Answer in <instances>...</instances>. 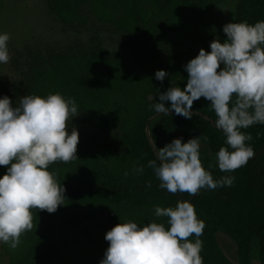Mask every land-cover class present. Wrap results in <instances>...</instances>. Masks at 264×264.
<instances>
[{
	"label": "trees",
	"instance_id": "obj_1",
	"mask_svg": "<svg viewBox=\"0 0 264 264\" xmlns=\"http://www.w3.org/2000/svg\"><path fill=\"white\" fill-rule=\"evenodd\" d=\"M220 1L45 0L47 15L65 28L91 17L128 39L118 43L112 56L96 36L88 43L39 39L25 44L14 50L10 60L18 93L21 97L60 93L73 98L77 114L87 115L96 135L119 129V150L99 148L93 155L96 161L89 158L93 171L57 178L65 188V205L51 214L32 210L33 229L20 237L8 264H52L63 247L65 231L83 221L77 210L87 215L106 213L113 227L126 221L165 223L166 218L154 216V206L174 207L177 201L192 203L197 217L205 223L200 237L203 264H233L220 249L219 234L234 244L237 264H264V125L242 129L252 137L247 143L254 157L245 166L225 173L205 156L209 152L216 157L220 147H227L225 137L214 126L216 117L209 101H194L191 119L174 113L165 116L152 107L159 102V93L171 86L183 89L186 84L183 66L198 54L187 55L181 47L200 42L201 48L210 51V28L218 27L210 12ZM261 20L264 0H237L232 22L254 24ZM139 43L154 53L143 56ZM157 70L169 74L163 83L154 77ZM200 135L207 137L206 142L201 138L203 167L214 180L234 177L232 186L201 189L195 196L161 189L147 162L156 159L158 149L173 139L186 142ZM134 166H144L143 172L136 173ZM5 172L0 166V176Z\"/></svg>",
	"mask_w": 264,
	"mask_h": 264
},
{
	"label": "clouds",
	"instance_id": "obj_2",
	"mask_svg": "<svg viewBox=\"0 0 264 264\" xmlns=\"http://www.w3.org/2000/svg\"><path fill=\"white\" fill-rule=\"evenodd\" d=\"M222 31L226 34L223 42L214 38L210 51L201 48L183 66L187 73L184 88L169 87L159 93V102L152 107L165 116L174 113L191 119L193 102L200 98L209 101L216 117L214 126L227 146L216 153L217 167L231 173L254 157L247 143L252 137L242 129L264 125V20L227 23ZM9 40L8 33H0V64L10 60ZM168 75L164 70L154 73L161 83ZM77 116L75 100L60 93L26 95L15 106L8 96L0 97V166H7L0 176V243L12 250L20 244V237L33 229V209L51 214L65 205V188L49 165L78 159L79 134L69 126ZM201 138L207 141L200 135L156 147V159L149 160L147 167L161 189L195 196L201 189L232 186L234 177L214 180L203 167ZM143 170L144 166L133 168L138 174ZM154 216L166 218L167 227L156 221L142 225L126 221L107 231L104 239L108 247L99 264H203L200 237L205 223L192 203L156 205ZM193 236L194 241L189 240Z\"/></svg>",
	"mask_w": 264,
	"mask_h": 264
},
{
	"label": "rangeland",
	"instance_id": "obj_3",
	"mask_svg": "<svg viewBox=\"0 0 264 264\" xmlns=\"http://www.w3.org/2000/svg\"><path fill=\"white\" fill-rule=\"evenodd\" d=\"M236 2L237 0H221L217 6L211 9V16L217 22L218 27L210 28L212 38L207 41L208 44L216 37L221 42L226 39L222 27L233 21ZM4 32L10 36L8 41L10 60L14 50H19L25 44L39 39L52 43L76 40L88 43L91 38L96 36L100 38L110 56L114 54L119 42L128 39L110 26L98 23L91 17L76 26L65 28L47 15L45 0H0V33ZM138 45L143 56L154 53L151 47L142 43ZM201 46L202 44L199 42L197 45L181 47L180 50L187 55H196ZM10 60L7 64H0V97L8 96L15 106V103H19L21 96L18 93V80L11 69ZM105 113L107 115L109 112ZM77 115L71 122L69 121V126L74 127L79 134L76 152L78 159L68 163L56 162L49 165V171L55 172L59 179L82 176L93 171L95 166L89 158L96 161L93 155H97L99 148L119 150L118 128L96 135L94 124L88 120L87 115ZM205 156L211 163H217L216 157L209 152H205ZM85 158L87 159L85 160ZM6 167L4 166L5 170ZM77 211L79 219L83 221L72 224L65 231L63 247L53 259L52 264H99L103 258L108 247L104 236L113 227L108 222L107 214L91 213L87 215L86 211ZM217 241L223 255L231 263L237 264L235 246L230 238L219 234ZM16 249L12 250L7 244L0 243V264H8ZM40 264H47V262L44 261Z\"/></svg>",
	"mask_w": 264,
	"mask_h": 264
},
{
	"label": "water",
	"instance_id": "obj_4",
	"mask_svg": "<svg viewBox=\"0 0 264 264\" xmlns=\"http://www.w3.org/2000/svg\"><path fill=\"white\" fill-rule=\"evenodd\" d=\"M146 132H147V136H148V140H149V142H150V145H151L152 148H153V145H152V143H151V140H150V137H149V134H148L147 128H146Z\"/></svg>",
	"mask_w": 264,
	"mask_h": 264
}]
</instances>
